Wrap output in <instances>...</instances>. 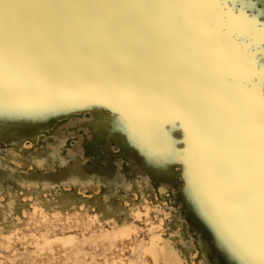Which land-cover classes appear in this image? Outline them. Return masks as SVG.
Instances as JSON below:
<instances>
[{
	"label": "rangeland",
	"instance_id": "1",
	"mask_svg": "<svg viewBox=\"0 0 264 264\" xmlns=\"http://www.w3.org/2000/svg\"><path fill=\"white\" fill-rule=\"evenodd\" d=\"M217 2L230 8L240 0ZM243 2L249 5L245 15L264 24V0ZM33 6L46 17V42L62 61L87 68L102 80L108 78L114 63H122L124 55L113 41L75 17L73 0H33ZM159 25L160 21L145 27L147 61L154 60L158 53L153 31ZM249 57L257 69L258 91V69L264 58L260 41H250ZM89 108L88 101L31 108L0 91V264H150L138 259L135 250L140 242L148 240L151 229L164 238L173 236L186 264H223L228 241L221 234V229L225 232L222 220L212 218L219 213L210 205L209 195L213 193L222 201L227 198L211 146L207 152L196 151L192 158V165L205 173L204 178L211 176L217 182L214 190H199L198 205L191 200V193L198 189L192 190L186 155H177L188 148L187 134L182 131L174 135L177 144L165 163L174 177L172 188L161 191L152 176L143 177L124 146L115 141L107 147V158L124 181L120 179L111 186L105 181L106 175L89 173L80 174L81 181H91L86 185L66 184L65 172L75 161L68 152L78 140H82V150L77 153L79 167L90 170L97 162L94 130L77 132L68 127L71 119H91ZM59 128L67 131L61 156L50 155L40 166L38 161L48 155L44 150L54 143ZM123 222L130 225L132 234L126 238L111 236L114 227ZM63 238H72V249L61 244ZM45 239L52 248L44 246Z\"/></svg>",
	"mask_w": 264,
	"mask_h": 264
},
{
	"label": "snow or ice",
	"instance_id": "2",
	"mask_svg": "<svg viewBox=\"0 0 264 264\" xmlns=\"http://www.w3.org/2000/svg\"><path fill=\"white\" fill-rule=\"evenodd\" d=\"M248 6L243 0L230 8L217 0L152 5L154 13H168L167 27L153 31L159 57L112 79L117 95L138 99L145 118L180 116L190 148L204 153L211 146L229 207L257 242L258 264H264V58L256 91L257 69L249 57L255 37L264 48V24L245 15ZM20 10L18 0H0V91L14 95L21 86L34 91L86 74L23 59L13 43ZM221 234L232 243L223 229Z\"/></svg>",
	"mask_w": 264,
	"mask_h": 264
},
{
	"label": "bare ground",
	"instance_id": "3",
	"mask_svg": "<svg viewBox=\"0 0 264 264\" xmlns=\"http://www.w3.org/2000/svg\"><path fill=\"white\" fill-rule=\"evenodd\" d=\"M73 1L76 5V10L73 13L75 17L86 22L93 31L100 32L113 41L116 50L124 55L122 63H114L111 72L107 74L108 78L102 80L96 79L87 68H80L73 63L62 61L57 51L50 48L46 42L45 33L48 30L46 17H43L40 11L34 8L33 0H18L21 10L15 21L16 35L13 42L15 51L25 60L81 69L86 74L46 83L42 88L34 91L25 90L21 86L16 94L10 95L11 99H14L19 105L39 109L56 105H73L83 101H88L91 104V108L88 109L91 119L87 121L71 119L68 127L77 130V132L80 129L94 130L97 140L95 149L97 162L91 165V169H87L88 171L79 167L76 162L77 153L82 150V140H78L77 146L68 152V156L75 161L73 168L65 172L66 184L86 185L85 183L91 181H81L80 174L87 175L89 173L106 175L105 181L111 186L114 185L113 183L118 184L122 178L112 168L107 158V147L111 141H115L124 146L128 157L135 162L134 166L138 167V171L143 177L152 176L158 181L161 191L172 188L174 177L168 170L170 165L166 167L168 163L166 158L177 144L174 135L180 134V131L185 132L186 122L180 116L160 121L145 118L138 111V99L127 95H117L112 79L114 73L129 72L147 61L146 40L143 37L145 27L158 21H160L161 28L167 27L168 18L167 12L154 13L151 6L171 3L172 0ZM226 1L225 4H227ZM253 40L255 43L260 41L258 36ZM4 50L7 58L8 42L6 38ZM158 57L159 52L155 59ZM66 133L67 131L64 132L63 128L56 130L54 143L44 150V153L48 155L38 161L40 166L50 155L53 158L61 156L60 147L66 141ZM196 151L201 153L198 148L194 146L190 148L188 144L186 160L191 172L190 183L192 190L198 189L195 194L191 193V200L195 205H198L199 190H203V192L214 190L216 189L214 185L217 182L211 176L204 178V172L202 173L198 166L192 165V158L195 157ZM144 156L145 159H143ZM63 161L65 162V158ZM102 162H105V166L102 165ZM216 198L217 195L213 193L209 195L210 205L212 208L218 209L219 214L216 218L222 220L225 232L232 241L231 244L228 242V250L222 255V263L258 264L257 242L233 215L227 199L222 201ZM140 214L141 211H137L138 217ZM131 234L130 225L123 222L120 226L114 227V231L110 235L115 238H126ZM59 241L63 246L72 249V238H63ZM43 244L52 248V243L46 239ZM135 252L138 259L142 262L148 261L150 264H186L184 254L176 239L173 236L164 238L156 229H151L148 240L140 242Z\"/></svg>",
	"mask_w": 264,
	"mask_h": 264
}]
</instances>
